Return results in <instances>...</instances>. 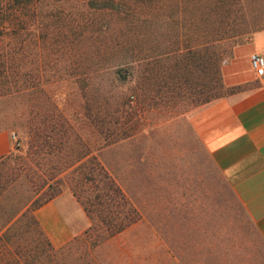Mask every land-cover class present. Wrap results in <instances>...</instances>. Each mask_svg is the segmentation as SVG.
I'll return each instance as SVG.
<instances>
[{
	"label": "rangeland",
	"instance_id": "rangeland-1",
	"mask_svg": "<svg viewBox=\"0 0 264 264\" xmlns=\"http://www.w3.org/2000/svg\"><path fill=\"white\" fill-rule=\"evenodd\" d=\"M2 22L0 264H264L184 117L227 92L213 78L264 0H9ZM57 189L75 222L52 245L34 210Z\"/></svg>",
	"mask_w": 264,
	"mask_h": 264
},
{
	"label": "crops",
	"instance_id": "crops-1",
	"mask_svg": "<svg viewBox=\"0 0 264 264\" xmlns=\"http://www.w3.org/2000/svg\"><path fill=\"white\" fill-rule=\"evenodd\" d=\"M252 52L264 56V26L233 43L220 62L222 84L239 88L194 105L184 117L264 243V73L251 67ZM12 148V131L0 128V158ZM72 203L68 193L58 192L34 210L52 245L67 239L75 222Z\"/></svg>",
	"mask_w": 264,
	"mask_h": 264
},
{
	"label": "trees",
	"instance_id": "trees-1",
	"mask_svg": "<svg viewBox=\"0 0 264 264\" xmlns=\"http://www.w3.org/2000/svg\"><path fill=\"white\" fill-rule=\"evenodd\" d=\"M6 5H9V0H0V10H3L5 8ZM5 22L0 23V26H2ZM262 27V26H261ZM258 28V27H257ZM176 65V64H175ZM217 74L215 75V77L213 78V82H215L219 87H224L227 89L226 93L232 92L236 89L239 88V86H225L222 84L221 79H220V74H219V68L216 72ZM226 93H217L215 94L212 98L220 96V95H224ZM212 98H206L205 100H203L202 102H205L207 100H210ZM200 102V103H202ZM99 168L101 169V171H103V177H105L106 180V187L109 191V193L114 196L116 199H119L121 202L126 203L127 199L125 197V194L123 193V191L120 189V187L118 186V184L114 181V179L104 170V168L97 163ZM60 190L57 189L51 193H49L41 202L38 203V205L42 204L44 201L48 200L49 198H51L52 196H54L55 194H57ZM132 211H134L133 208H131ZM102 223L104 224V226L110 231V232H114L117 231L118 229L122 228L124 223H117L116 225H114V223L112 221H107V220H101Z\"/></svg>",
	"mask_w": 264,
	"mask_h": 264
},
{
	"label": "built area",
	"instance_id": "built-area-1",
	"mask_svg": "<svg viewBox=\"0 0 264 264\" xmlns=\"http://www.w3.org/2000/svg\"><path fill=\"white\" fill-rule=\"evenodd\" d=\"M251 67L254 69L256 74L261 75L264 73V56L258 52H252L249 56ZM13 137V133H12Z\"/></svg>",
	"mask_w": 264,
	"mask_h": 264
}]
</instances>
